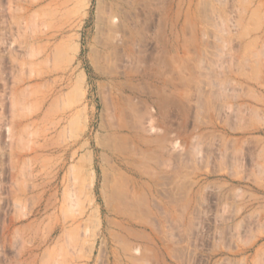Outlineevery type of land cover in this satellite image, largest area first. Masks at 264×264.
Listing matches in <instances>:
<instances>
[{"label": "rangeland", "instance_id": "rangeland-1", "mask_svg": "<svg viewBox=\"0 0 264 264\" xmlns=\"http://www.w3.org/2000/svg\"><path fill=\"white\" fill-rule=\"evenodd\" d=\"M0 264H264V0H0Z\"/></svg>", "mask_w": 264, "mask_h": 264}]
</instances>
